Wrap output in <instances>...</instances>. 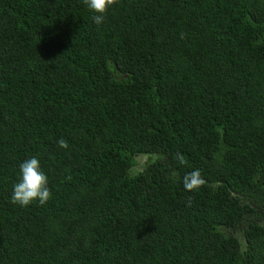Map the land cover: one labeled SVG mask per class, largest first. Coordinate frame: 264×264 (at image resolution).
I'll list each match as a JSON object with an SVG mask.
<instances>
[{
  "label": "trees",
  "instance_id": "1",
  "mask_svg": "<svg viewBox=\"0 0 264 264\" xmlns=\"http://www.w3.org/2000/svg\"><path fill=\"white\" fill-rule=\"evenodd\" d=\"M93 15L0 0V264H264V0ZM31 156L52 197L21 207Z\"/></svg>",
  "mask_w": 264,
  "mask_h": 264
},
{
  "label": "clouds",
  "instance_id": "2",
  "mask_svg": "<svg viewBox=\"0 0 264 264\" xmlns=\"http://www.w3.org/2000/svg\"><path fill=\"white\" fill-rule=\"evenodd\" d=\"M84 5L95 13L92 19L97 25L105 20V14L109 8L117 3V0H83ZM183 38V34H181ZM57 144L60 148L67 149L68 141L61 137ZM179 162L185 161L180 158ZM20 178L13 185L10 202L21 207L29 206L33 201H38L40 205L46 204L52 197L49 187V177L43 171L40 159L36 156L24 160L19 165ZM206 183L200 169H194L183 177V186L187 191H195Z\"/></svg>",
  "mask_w": 264,
  "mask_h": 264
},
{
  "label": "rangeland",
  "instance_id": "3",
  "mask_svg": "<svg viewBox=\"0 0 264 264\" xmlns=\"http://www.w3.org/2000/svg\"><path fill=\"white\" fill-rule=\"evenodd\" d=\"M145 156H142L141 158L138 159V165H137V168L139 169L141 167V164H143V162H145Z\"/></svg>",
  "mask_w": 264,
  "mask_h": 264
}]
</instances>
